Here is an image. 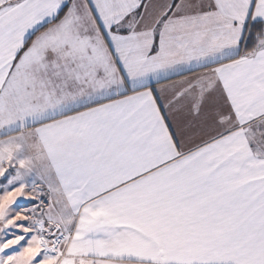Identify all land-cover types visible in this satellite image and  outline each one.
Here are the masks:
<instances>
[{
	"label": "snow or ice",
	"instance_id": "snow-or-ice-1",
	"mask_svg": "<svg viewBox=\"0 0 264 264\" xmlns=\"http://www.w3.org/2000/svg\"><path fill=\"white\" fill-rule=\"evenodd\" d=\"M0 264H264V0H0Z\"/></svg>",
	"mask_w": 264,
	"mask_h": 264
}]
</instances>
